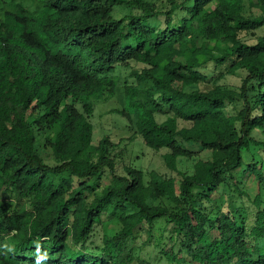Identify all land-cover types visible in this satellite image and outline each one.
Returning <instances> with one entry per match:
<instances>
[{"label": "trees", "instance_id": "trees-1", "mask_svg": "<svg viewBox=\"0 0 264 264\" xmlns=\"http://www.w3.org/2000/svg\"><path fill=\"white\" fill-rule=\"evenodd\" d=\"M133 63L117 112L171 170L209 151L191 173L93 143L94 99ZM153 260L264 264V0H0V264Z\"/></svg>", "mask_w": 264, "mask_h": 264}, {"label": "rangeland", "instance_id": "rangeland-1", "mask_svg": "<svg viewBox=\"0 0 264 264\" xmlns=\"http://www.w3.org/2000/svg\"><path fill=\"white\" fill-rule=\"evenodd\" d=\"M155 2L157 5H162L166 0H147ZM254 9V8H253ZM256 13L260 14L259 10H255ZM115 16L120 17L129 12V9L117 8ZM263 30L254 31L253 36L256 37L261 35ZM141 64L133 63L129 67H120L111 73L114 79L117 80L113 91H105L102 97L98 100L94 98V112L90 118L93 124V135L92 141L97 144L98 141L103 137L107 136L110 141V151L115 153V158L118 159V163H126L129 165L139 166L146 177L152 172H156L163 177L179 178L182 173H191L193 171V165L199 158H209L210 152L200 150L196 144H187V147L195 151L190 158L180 157L177 160L176 170H171L167 167L163 160V154L166 149L154 151L147 147L138 132L132 133L127 125V119L120 115L117 111L119 108L125 105L124 92L125 87L130 85H136V78L133 74V69L141 68ZM244 72L240 71L238 75L228 77L229 82L239 83L240 78L243 77ZM118 109V110H117ZM118 173H122L121 164L118 166ZM219 194V193H216ZM153 204H160L163 201L160 199H154L150 201ZM115 229L117 225H111ZM100 229V228H99ZM103 230L100 231L97 237L96 243L100 242V236ZM146 233L142 235V240H145ZM139 240V239H138ZM136 242L138 253H147L149 246L140 250V243ZM141 242V240H140ZM143 247V245L141 244ZM152 260V258H151ZM154 264H155V260Z\"/></svg>", "mask_w": 264, "mask_h": 264}]
</instances>
